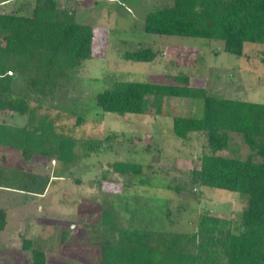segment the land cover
I'll return each mask as SVG.
<instances>
[{
	"label": "rangeland",
	"instance_id": "rangeland-1",
	"mask_svg": "<svg viewBox=\"0 0 264 264\" xmlns=\"http://www.w3.org/2000/svg\"><path fill=\"white\" fill-rule=\"evenodd\" d=\"M34 1L0 0V13L22 7L21 13L29 15ZM171 2L57 0L59 9L75 8L76 20L94 29L93 58L72 73L65 96L59 93L57 99L60 105L74 109L77 103L76 110H86L85 122L77 125L68 112L48 108L47 103L56 104L50 99L39 113L58 115L57 132L76 139H112L105 142L102 153L79 158L67 167L37 155L25 162L20 152L0 148V167L37 177L32 191H39L47 181L42 195L0 189V209L7 212L6 228L0 232V264H31L30 253L21 248L23 238L45 253L46 264H100L104 237L100 221L108 205L114 207L123 227L147 223L155 231L173 235L194 234L203 212L234 226L240 222L246 196L198 186L196 191L189 180L190 172L198 168L206 135L190 133L181 140L172 131L175 116H203L200 98L148 97L142 114L122 117L102 113L95 105V95L111 80L173 84L177 75L188 76L191 88L209 96L264 104V45L245 43L243 55L237 57L224 51L222 41L146 33V14ZM148 47L157 52L152 62L121 58L125 52ZM26 122V116L0 112V123L21 128ZM81 150L77 147L76 153L81 155ZM220 154L261 160L241 135L232 132ZM114 161L142 165L141 178L146 181L138 184L139 177L108 171L107 163ZM22 180L11 183L17 187L30 181ZM124 198L130 213L122 210Z\"/></svg>",
	"mask_w": 264,
	"mask_h": 264
},
{
	"label": "trees",
	"instance_id": "trees-1",
	"mask_svg": "<svg viewBox=\"0 0 264 264\" xmlns=\"http://www.w3.org/2000/svg\"><path fill=\"white\" fill-rule=\"evenodd\" d=\"M171 1L146 14V33L222 41L224 51L237 57L243 55L245 43L264 45V0ZM22 11L20 7L0 13V112L26 116L27 122L21 128L0 123V148L20 152L25 162L37 155L63 167L102 153L111 136L104 140L76 139L57 132L58 115L39 113L50 99L58 106L47 103L48 108L68 112L77 125L85 122L86 110H76L77 103L74 109L60 105L57 99L59 93L65 96L72 73L93 58L94 29L76 20L75 8L59 9L57 0H35L31 14ZM156 57L157 52L148 47L125 52L121 58L149 63ZM173 81L149 84L111 80L95 95V105L102 113L122 117L142 114L148 97L200 98L203 116H175L172 131L181 140L190 133L206 135L198 168L190 172L189 180L195 190L206 187L246 196L240 222L234 226L231 221L203 212L194 234L173 235L155 231L147 223L123 227L114 207L108 205L101 214L104 237L99 263L264 264V104L209 96L191 88L186 75H177ZM229 132L241 135L261 160L222 156ZM77 147L82 149L81 155L76 153ZM106 166L120 176L139 177L135 181L138 184L146 181L141 178L140 164L114 161ZM27 178L30 181L17 187L11 183ZM36 183L33 175L0 167V189L42 195L47 181L37 192L32 191ZM122 207L126 213L131 212L128 198H124ZM6 225L7 212L0 209V232ZM21 248L30 253L31 264H46L45 253L34 248L30 239L23 238Z\"/></svg>",
	"mask_w": 264,
	"mask_h": 264
}]
</instances>
